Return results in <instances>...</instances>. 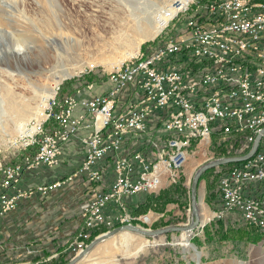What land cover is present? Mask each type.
<instances>
[{
  "label": "built area",
  "instance_id": "built-area-1",
  "mask_svg": "<svg viewBox=\"0 0 264 264\" xmlns=\"http://www.w3.org/2000/svg\"><path fill=\"white\" fill-rule=\"evenodd\" d=\"M180 1L157 44L97 87L50 101L13 142V157L24 151L14 163L0 149V225L23 202L74 182L88 190L70 238L74 258L98 230L152 226L159 216L133 214L126 198L178 184L203 149L205 163L251 151L264 129V0ZM71 141L82 146L80 163L69 158L64 178L22 189L25 172L59 168ZM214 171L211 221L235 217L264 235V136L252 158Z\"/></svg>",
  "mask_w": 264,
  "mask_h": 264
},
{
  "label": "rangeland",
  "instance_id": "rangeland-1",
  "mask_svg": "<svg viewBox=\"0 0 264 264\" xmlns=\"http://www.w3.org/2000/svg\"><path fill=\"white\" fill-rule=\"evenodd\" d=\"M172 1L0 0V149L6 161L12 164L24 154L22 151L18 157H13V141L19 140L27 124L48 107L52 100L45 101L50 91L59 94L58 98L78 87L104 82L116 67L135 56L142 47L153 45L161 28L156 16ZM87 17L91 21L82 24ZM61 25L66 27L68 35L77 38L80 46L77 45V52L70 51V57L64 54L69 58L61 62L53 59L49 63L56 46L65 49L64 44L54 41L60 34ZM28 26L29 35L40 36L36 44L23 40ZM147 26H156L157 30H151L146 36L144 27ZM19 48L23 50L21 53ZM70 69L72 76L61 79L62 74L69 73ZM6 70L16 78L9 77ZM233 142L238 144L241 140ZM72 160L73 163L76 161ZM204 160L203 153L192 156L179 183L156 194L150 205L154 208L152 212L159 216L158 220L144 228L154 231L171 226H190L193 220L192 180L196 172L208 164ZM214 170L202 177L198 191L200 218L204 208L210 214L206 223L201 220L202 226L193 233L176 232L156 238H144L132 232L129 255L125 251L117 253L112 258L115 264H264L263 234L235 217H232L235 222L228 221L230 217L211 221L213 196L210 198V194L218 179ZM65 212L62 209L49 212L52 218L47 220L53 221L54 215ZM60 225L43 223L42 229L33 236L38 244L35 249L24 250L20 245L11 246L15 248L14 253L1 250L0 264H68L73 258L69 253L71 236L66 237L65 232L59 237L62 234L57 229ZM183 234H190L189 243L197 251H185ZM121 240L118 234L100 244L78 264H105L111 249L119 248ZM143 245L148 246L142 253L134 254ZM196 252L202 255L200 262L195 261ZM37 257L41 259L38 261Z\"/></svg>",
  "mask_w": 264,
  "mask_h": 264
},
{
  "label": "crops",
  "instance_id": "crops-1",
  "mask_svg": "<svg viewBox=\"0 0 264 264\" xmlns=\"http://www.w3.org/2000/svg\"><path fill=\"white\" fill-rule=\"evenodd\" d=\"M71 92H66L64 94H70ZM79 145L78 142L74 141L65 146L64 153L61 157L62 162L58 169L51 170L42 167L38 168V173L28 172L25 174L20 184L22 189H27L37 184L51 183L64 178L69 172V158H74L76 160L79 158L77 157L78 152L76 153V151L79 150ZM80 159L81 158L77 160L78 163H80ZM213 192L214 190H212L210 198ZM87 193L88 190H82L81 186L71 182L65 188L50 196V198L43 199L41 197H36L23 202L19 209L12 212L0 225V252L1 250L7 249L8 252L14 253L15 248L11 246L18 247L20 245L25 248L24 250L35 249L38 244H36L33 236L42 229L43 223L48 226L53 223H59L61 225L57 229L62 233L59 237L66 232V237L71 236V238H73L75 236L74 230L76 226L80 224L79 216L77 215L78 206L84 200ZM155 196L156 194H139L134 197L126 198V204L133 214H137V212L144 213L153 211L154 208L150 204ZM58 208L63 211L66 210L67 212L64 214L60 213L58 214L59 216L54 215L53 221L47 220L52 218L49 212H56V210H59ZM63 217L67 219L61 223L60 221L64 219ZM41 219H43L42 223L40 222ZM229 220L230 222H235L232 217H230L228 221ZM256 230L260 232L258 229ZM36 259L39 261L41 258L37 257Z\"/></svg>",
  "mask_w": 264,
  "mask_h": 264
},
{
  "label": "bare ground",
  "instance_id": "bare-ground-1",
  "mask_svg": "<svg viewBox=\"0 0 264 264\" xmlns=\"http://www.w3.org/2000/svg\"><path fill=\"white\" fill-rule=\"evenodd\" d=\"M55 1V0H54ZM180 3H181V1L180 0H173L172 2H171V4L170 5H168L166 8H164V9H162V11L160 12L161 14L159 15V16H156V21H157V23L161 26V28L159 29V31L160 32H158L159 34L158 35H160L161 34V32L163 31V29L165 28V26H167L168 24H174V21H172V18H171V16L173 15V14H175L176 12H177V9L178 10H181V6H180ZM81 7H83V6H80V8ZM4 12V11H3ZM52 12V11H51ZM2 15V14H1ZM4 15V14H3ZM90 18V17H89ZM89 21H91V18L90 19H88V17L86 18V20L84 21H82V24L83 23H86V22H89ZM177 23V22H176ZM175 23V24H176ZM181 25V27L180 28H182V29H188L187 28V26L186 25H184V24H180ZM26 28V34H24L23 35V40H25L26 42H31V43H34V44H36V42H39L40 40H36V39H40L39 37H36V36H32V35H29L30 34V32H31V30H30V27L28 26V27H25ZM65 28L66 27H64V26H62L61 25V28H60V34H58V36L56 37V38H54V41H57V42H59L60 44H64V46H65V49L63 50L62 48L61 49H58L57 48V46L55 47V52H54V55H50V58L48 59V62L50 63H52V60L54 59V60H57L56 62H61V61H63V60H65L66 58H69L70 57V51H72V49H74V50H76V52H77V45H79L80 43H79V41L77 40V38H74V36H71V35H68L69 33L68 32H65L66 30H65ZM143 28V27H142ZM145 29H144V32H145V35L147 36V35H149V32L151 31V30H155V28H156V26H147V27H144ZM156 30H157V28H156ZM163 36V35H162ZM43 38V37H42ZM45 39V38H44ZM43 39V40H44ZM157 41L158 40H156L155 39V41H154V43H153V45H155V44H157ZM62 46V45H61ZM72 46H75V47H73L72 48ZM80 46V45H79ZM144 46V45H143ZM152 46V45H151ZM148 47V46H147ZM64 48V47H63ZM79 48V47H78ZM143 48H146V47H142L141 49H140V51L135 55V56H137L141 51H142V49ZM53 50V49H52ZM60 50H62V52H64L63 54H62V52L60 51ZM23 50H20V48H19V50H18V52L19 53H21ZM54 51V50H53ZM64 54L65 55H68L67 57H64ZM135 56H133V57H131L130 59H132V58H134ZM129 59V60H130ZM71 66V65H70ZM119 67V66H118ZM71 71L69 72V73H63L62 75H63V77L61 78V79H64V78H69V77H71L72 76V69H70ZM115 70V69H114ZM114 70L111 72V73H113L114 72ZM79 71V70H78ZM7 74H8V76L9 77H11L12 79L13 78H16V76L15 75H13L12 73H10L8 70H6L5 71ZM79 73V72H78ZM17 75H19V76H22L21 75V73H18ZM109 77V75L107 76V78ZM107 78L105 79V80H107ZM104 80V81H105ZM99 83V82H98ZM90 84H94V86H96L97 87V83L96 82H94V83H90ZM87 85H89V84H87ZM79 88V87H78ZM60 90V89H59ZM88 90V89H87ZM97 90H98V88H97ZM89 91V90H88ZM90 92V91H89ZM56 93V92H55ZM55 93L54 92H52V91H50V93H48L47 94V100L45 101V102H47V101H49V100H53V99H55V98H57V96L59 95V94H56L55 95ZM53 95V96H52ZM65 95H67V94H65ZM65 95H60L59 96V98L60 97H62V96H65ZM86 95L88 96V93L86 92ZM51 96V97H50ZM49 103H50V101H49ZM45 110H46V107L43 109V112H42V114L40 115V116H38V117H34L33 118V120H35V119H39V117H41L43 114H44V112H45ZM24 114V113H23ZM32 121V120H31ZM30 121V122H31ZM30 122L27 124V126H26V129L21 133L23 136L24 135H26L27 134V131H28V125L30 124ZM24 128V125L23 126H21V128H20V130H22ZM264 130V129H263ZM32 132L33 131H31L30 132V134H32ZM86 134V132H80V135H85ZM22 135H20V136H22ZM29 135V134H28ZM264 136V135H263ZM263 138V137H262ZM256 139H257V137H256ZM262 140V139H261ZM16 141V140H15ZM256 141V140H255ZM14 142V141H13ZM74 141H71V142H69V143H73ZM255 143V142H254ZM78 149L79 150H77L76 151V153L77 152H83V149H82V146H80L79 145V147H78ZM65 150V149H64ZM64 150H63V153H64ZM205 152V153H204ZM201 153H203L205 156H206V154H207V151H206V149H203L202 150V152ZM3 156H4V154H3ZM242 156H245V155H242ZM5 157V156H4ZM235 157H241V156H235ZM6 158V157H5ZM212 162H214V161H212ZM244 162V161H243ZM206 163H211V162H206ZM239 163H241V162H239ZM235 164H238V163H233V165H235ZM75 167H78L77 165H74ZM58 169V168H57ZM56 170V169H55ZM28 172H34V173H38V169H34V170H32V171H28ZM28 172H25L26 174L28 173ZM44 184H46V183H44ZM38 185H41V184H37V185H35V186H38ZM35 186H30V187H35ZM19 208H17L15 211H17ZM14 212V211H13ZM150 218V217H149ZM209 218H210V214H209V212L207 211V208H204L203 210H202V213H201V218H200V215H199V219H200V223H199V227H201L202 226V223H206L208 220H209ZM212 218H213V214H212ZM193 220H194V216H193ZM192 220V221H193ZM201 220H202V223H201ZM137 228L138 229H140V230H144L145 228H140L139 226H137ZM189 227L187 226V227H185V228H182L183 230L181 231V232H179V233H188V232H190V233H193L195 230H189L188 229ZM198 229V228H197ZM114 230V229H113ZM144 231H146V232H152V231H150L149 229H145ZM123 232V233H122ZM133 231H130V230H125V231H121L120 233H118L119 234V237H121L122 238V240H121V242H120V247L119 248H114V249H111L112 251L109 253V255H108V260H106L107 262L105 263V264H115V261H113L112 260V258L114 257V255H116L117 253H120L121 251H125L126 253L128 252V251H130L129 250V248H130V244H129V240L131 239V237H132V234L133 233H136V232H133ZM118 234H116V235H114L113 237H111L110 239H112V238H114L115 236H117ZM137 235H139V236H141V237H144L145 238V236H143L142 234H139V233H136ZM146 238H148V237H146ZM110 239H107V240H105V241H103V242H101L100 244H102V243H104V242H106V241H109ZM189 239H190V234H183V237H182V246H183V248L185 249V251H190V250H195V251H197L195 248H194V246H192L190 243H189ZM99 244V245H100ZM99 245H97V246H99ZM96 246V247H97ZM148 245H143V246H141V248L136 252V253H134V254H136V255H138V254H140V253H142L144 250H145V248L147 247ZM95 247V248H96ZM88 248V247H87ZM86 248V249H87ZM94 248V249H95ZM94 249H92L91 251H89L87 254H85L84 256H83V258H81L76 264H78L80 261H82L85 257H87L88 255H89V253H91ZM127 255H129V253H127ZM202 257V255H201V253H199V252H196V254L194 255V258H195V261H197V262H200V258Z\"/></svg>",
  "mask_w": 264,
  "mask_h": 264
},
{
  "label": "water",
  "instance_id": "water-1",
  "mask_svg": "<svg viewBox=\"0 0 264 264\" xmlns=\"http://www.w3.org/2000/svg\"><path fill=\"white\" fill-rule=\"evenodd\" d=\"M264 135V130L257 136V139L251 149V151L246 154L245 156L241 157H232V158H221L214 162L208 163L203 165L195 174L192 180L191 185V208L192 213L194 216V220L191 222L190 226H188L189 230H195L199 227L200 219H199V201H198V191H199V185L202 180V177L210 170L227 166L233 163H239L243 161H247L248 159L252 158L254 154L257 152L259 148L260 141ZM130 230L139 234H142L145 237L148 238H156L161 237L167 234L181 232L183 229L176 226H171L163 229L154 230L152 232H146L144 230H140L137 228V226H122L115 228L114 230H111L110 232H106L104 234H101L97 236L89 245L88 248L79 254L78 256L74 257L68 264H76L85 254H87L89 251L94 249L97 245H99L101 242L110 239L114 235L120 233L121 231Z\"/></svg>",
  "mask_w": 264,
  "mask_h": 264
},
{
  "label": "trees",
  "instance_id": "trees-1",
  "mask_svg": "<svg viewBox=\"0 0 264 264\" xmlns=\"http://www.w3.org/2000/svg\"><path fill=\"white\" fill-rule=\"evenodd\" d=\"M232 157H235V156H232V155H231V157H229V158H232ZM102 232H105V229H101V230H98L97 232H95L92 241L94 240L95 236H97L98 234H100V233H102Z\"/></svg>",
  "mask_w": 264,
  "mask_h": 264
}]
</instances>
